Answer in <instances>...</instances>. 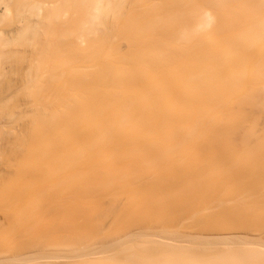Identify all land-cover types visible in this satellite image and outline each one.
I'll use <instances>...</instances> for the list:
<instances>
[{
  "label": "bare ground",
  "instance_id": "obj_1",
  "mask_svg": "<svg viewBox=\"0 0 264 264\" xmlns=\"http://www.w3.org/2000/svg\"><path fill=\"white\" fill-rule=\"evenodd\" d=\"M13 141L49 185L1 211L70 219L0 264H264V0H0Z\"/></svg>",
  "mask_w": 264,
  "mask_h": 264
},
{
  "label": "rangeland",
  "instance_id": "obj_2",
  "mask_svg": "<svg viewBox=\"0 0 264 264\" xmlns=\"http://www.w3.org/2000/svg\"><path fill=\"white\" fill-rule=\"evenodd\" d=\"M13 66V65H12ZM26 66V65H25ZM24 66V67H25ZM17 67H19V69L21 68L20 66H17ZM17 67H15V65H14V69L16 68V69H18ZM10 68H11V65L9 66L8 65V67H7V69H9V71H13L14 69H12V70H10ZM23 68V67H22ZM19 78V77H18ZM19 80H17L16 82H18ZM20 82V81H19ZM19 82H18V84H19ZM21 83V82H20ZM17 84V83H16ZM15 84V85H16ZM14 85V86H15ZM21 131V130H20ZM20 131H18V130H15V133L17 132V134L20 132ZM13 133H14V130L12 131ZM15 136V135H14ZM14 136H13V138H14ZM17 136V135H16ZM32 136V135H31ZM18 137H20V138H22V137H29L30 138V142H31V137H30V135H28L27 133L26 134H22V133H20V134H18ZM34 137V136H33ZM32 137V138H33ZM36 137V136H35ZM34 137V138H35ZM33 141V140H32ZM17 142V141H16ZM12 142V143H14L13 145H10V144H5V146H3L4 148H2L3 149V151H4V153L6 154V155H8V156H11L12 158L14 157V156H16V160L15 161H17V162H14V164L13 165H6L5 163L7 162V157L6 156H3L1 159H0V188L1 187H3L4 186V183H5V186L6 185H8V187L10 188V191L12 192H14L13 194L15 195L16 193H21L22 191H19L20 190V187L22 186L23 187V189L22 190H24V188L27 190V192H29L30 193V191H31V193H30V195H29V193H28V196H27V192H26V198L24 197V195H22L23 194V192H22V198L20 197L19 198V200L21 199H23L24 198V202L23 203H27V198L28 197H33L34 198V196L33 195H31L32 194V192H35V194L37 195L39 192H40V190H42L41 188H44L45 186L44 185H46V186H48L49 185V182H47V183H45V184H43V185H41V188H40V184L42 183V182H44V181H42L41 182V176L43 175V177H50V175L48 176V175H45V173H43V174H41V176H40V173H39V171H38V169L36 170L35 168H37V167H31V165H28V166H30V167H26V165H24V166H22L21 164L19 165L18 164V162L20 161L19 159L21 158V157H23V154L26 152V150H29L28 148V144H21V145H19V142ZM11 143V142H10ZM33 143H39L38 141H36V138H35V141L34 142H31V144H33ZM15 144H17V146L15 145ZM30 144V143H29ZM35 144V145H36ZM27 145V146H26ZM14 147H17L18 148V151H16V153H13V152H11V148H14ZM28 147V148H27ZM27 148V149H26ZM15 158V157H14ZM35 159V158H34ZM19 160V161H18ZM36 161V160H35ZM3 163V164H2ZM16 163H17V165H16ZM36 164V163H35ZM40 165V164H39ZM37 166V165H36ZM3 170V171H2ZM47 170V169H46ZM46 170H45V172H46ZM40 172H44L43 170H41ZM48 173V172H47ZM46 173V174H47ZM38 174V175H37ZM49 174V173H48ZM38 179H40V180H38ZM42 179H44V178H42ZM7 187V186H6ZM8 188V189H9ZM40 189V190H39ZM3 190V189H2ZM7 190V189H6ZM25 190V191H26ZM37 190V191H36ZM39 191V192H38ZM41 193V192H40ZM42 194V193H41ZM58 194V193H57ZM61 193H59V195H60ZM63 194H65V192L63 193ZM11 195H12V193H11ZM17 195V194H16ZM52 195H53V193H52ZM62 195V194H61ZM60 195V196H61ZM68 195V194H67ZM13 196V195H12ZM18 196V195H17ZM16 196V198L15 199H17L18 197ZM60 196H54V197H56V198H54L55 199V201H54V203H53V201H52V198L49 200L48 199V202L46 203L47 205H45V206H43V207H45L44 209H42L41 207H40V209L41 210H43V212L44 211H46L47 213H44V214H42L43 212L41 211V214H40V212H39V214H37L36 215V213L34 212V214L32 213V212H30V213H32L33 214V216H32V214H30L29 215V211H26V212H22L21 210H20V212H22V214H24L23 216H22V220L24 221L23 223L22 222H18V215H15V211H17V210H19L21 207H22V201H20L22 204H20V203H18V205L19 206H21V207H17L15 204H14V206L15 207H17L18 209L17 210H11V211H9V210H2L1 211V209H0V214L2 213V214H5V222H4V224L2 223L1 225H0V233H1V231H2V236L4 237V239L6 240H1L3 237H1L0 238V240L3 242V244H2V242H0L1 244H0V247L2 248V247H4L3 249H7V247L10 245V247L11 248H13L14 249V247H15V249H16V247L18 246V244H19V246H21L22 244L24 245V243H26V244H28V242L29 243H37V242H40V240H41V242L43 243L44 241L46 242V241H48V242H50V241H53L54 239H52V238H55L54 236H56L57 234H58V231H59V221L61 220L60 218H63V219H65L66 218V216L68 217V215H66L65 216V218L63 217V209L65 208H63V206H62V213L59 215L58 213H59V211L58 210H61V209H55L56 207H54L56 204H55V202L56 203H58L60 200H61V197ZM45 197V196H44ZM11 198V197H10ZM30 198H28V201L30 200ZM62 198H64V196L62 197ZM67 198H68V196H67ZM67 198H65V200L64 201H66L67 202ZM32 199V198H31ZM53 199V200H54ZM18 200V201H19ZM16 200H14V202H15ZM17 201V202H18ZM31 201V200H30ZM44 201V200H43ZM42 201V203H44ZM50 201V202H49ZM52 201V202H51ZM68 201H70V199L68 198ZM12 202V201H11ZM14 202H12V204L14 203ZM32 202V201H31ZM31 202H28V203H31ZM34 202H35V198H34ZM68 203V202H67ZM17 204V203H16ZM35 204V203H34ZM37 204V203H36ZM50 204V205H49ZM55 204V205H54ZM1 205V204H0ZM66 205V204H65ZM57 206V205H56ZM61 206V205H60ZM59 206V207H60ZM1 207V206H0ZM58 207V208H59ZM68 210V209H67ZM38 211H40V210H38ZM49 211V212H48ZM55 211V212H54ZM8 212V213H7ZM67 212V211H66ZM65 212V213H66ZM49 213V214H48ZM14 216H13V215ZM58 214V215H57ZM69 214H70V212H69ZM8 215H10V216H8ZM62 215V217H60ZM25 216V217H24ZM29 216V217H28ZM43 216V217H42ZM10 217V218H9ZM12 217H13V219H12ZM70 217V216H69ZM68 217V218H69ZM9 218V222H8V219ZM12 219V220H11ZM63 219H62V221H63ZM70 219V218H69ZM15 220H17V221H15ZM62 221H61V223H62ZM11 222V223H10ZM65 221H63V223H64ZM15 223V224H14ZM18 225H17V224ZM61 223H60V225H61ZM10 224V225H9ZM36 224V225H35ZM52 225V226H51ZM54 225H55V227H54ZM59 228H58V227ZM64 226V224H62V227ZM55 228H56V230H55ZM4 229V230H3ZM6 229H7V231H6ZM8 229H10V230H8ZM57 229H58V231H57ZM61 229V228H60ZM63 229H64V227H63ZM11 230H12V232H11ZM7 232V233H5V232ZM63 231H65V230H63ZM62 231V232H63ZM8 232H9V234H8ZM10 233H12L11 234V236H10ZM1 234H0V236H1ZM6 234V235H5ZM8 235V236H7ZM5 236H7V237H9V238H7V237H5ZM46 239V240H45ZM52 239V240H51ZM11 242H10V241ZM38 240V241H37ZM37 241V242H36ZM8 242V243H7ZM7 243V244H6ZM10 243V244H9ZM4 244H6L7 245V247H5L6 245H4ZM1 245H4V246H1ZM22 245V246H23ZM18 248V247H17ZM2 249V250H3Z\"/></svg>",
  "mask_w": 264,
  "mask_h": 264
}]
</instances>
